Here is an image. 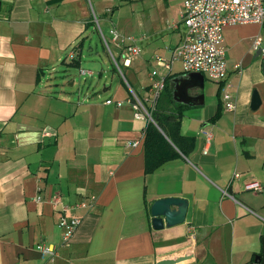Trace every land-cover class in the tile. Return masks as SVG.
I'll use <instances>...</instances> for the list:
<instances>
[{
  "label": "crops",
  "instance_id": "1",
  "mask_svg": "<svg viewBox=\"0 0 264 264\" xmlns=\"http://www.w3.org/2000/svg\"><path fill=\"white\" fill-rule=\"evenodd\" d=\"M183 1L0 0V264H157L178 257L183 260L174 264H248L261 254L264 22L223 28V79L204 76L202 88L189 90L202 104L172 98L182 107L179 132L193 141L191 151L176 149L177 156L144 173L148 121L136 119L127 100L131 90L148 96L149 107L154 83L168 78L172 97V79L187 74L179 61L165 70L154 60L168 58L186 34L178 16ZM99 22L108 34L126 28L131 39L113 42L120 71L81 66L88 33ZM129 44L139 54L123 65ZM73 69L91 79L69 90L63 85L75 84ZM225 84L233 111L221 103ZM255 89L261 103L252 111ZM247 182L262 188L246 190ZM90 196L92 206L65 212L81 223L62 244L61 208ZM165 197L187 201L185 219L153 229L149 207ZM40 242L55 247L52 259L36 249Z\"/></svg>",
  "mask_w": 264,
  "mask_h": 264
},
{
  "label": "built area",
  "instance_id": "2",
  "mask_svg": "<svg viewBox=\"0 0 264 264\" xmlns=\"http://www.w3.org/2000/svg\"><path fill=\"white\" fill-rule=\"evenodd\" d=\"M179 19L186 27V34L183 40L174 48L170 49L168 58L156 55L154 56L155 64L158 68L170 70L175 61L181 63L184 73L198 72L205 76L207 79L219 83L226 74L225 63V47L223 45L222 30L225 26L256 23L262 24L264 22V5L263 0H184L182 8L179 11ZM170 23L168 26H174ZM99 36L104 46L109 50L107 39L98 28ZM111 41L114 43H123L126 39L131 40L129 37L124 38L119 35L114 27L109 30ZM260 38L254 39L253 47H258ZM264 52V50H263ZM123 62L122 64H129L131 59L139 54V48L134 44L126 45L122 51ZM70 58L73 53H69ZM114 60V59H113ZM114 63L118 71L119 66ZM240 69V65H236ZM80 74H88L87 71L80 69ZM153 72L152 74H154ZM164 86V79H160L153 84L151 90L153 92V99L151 105L146 106L148 96L141 99L134 92L130 90V103L133 116L136 119H145L152 121L151 111L154 108L155 100L158 98ZM229 84H225L221 91V103L225 111H233L235 109V102L231 99L230 94L226 91ZM106 103H111L107 100ZM121 102H116L120 105ZM43 135L51 134L48 131H43ZM207 141L210 140L211 134L206 132ZM136 142H133L135 145ZM237 177L235 173L233 179ZM262 186L257 182H247L244 184V189L252 191H260ZM39 197L36 200L39 201ZM95 197L90 196L88 199L81 201L74 206H64L61 208L60 216L57 225L62 230V244H67L75 231L81 223L79 217H67L65 212L70 207H90L95 202ZM42 257L52 259L56 255L54 246L45 245L40 242L36 245Z\"/></svg>",
  "mask_w": 264,
  "mask_h": 264
},
{
  "label": "trees",
  "instance_id": "3",
  "mask_svg": "<svg viewBox=\"0 0 264 264\" xmlns=\"http://www.w3.org/2000/svg\"><path fill=\"white\" fill-rule=\"evenodd\" d=\"M114 60L119 65L118 58L115 57ZM73 66H77V61L73 63ZM166 79L168 78L164 79L163 89L151 111L152 121H148L144 130L145 174L154 172L164 163L177 156L176 149L181 154L186 155L193 147V141L183 137L179 132L182 107L175 106ZM217 116L218 114L215 115V118Z\"/></svg>",
  "mask_w": 264,
  "mask_h": 264
},
{
  "label": "water",
  "instance_id": "4",
  "mask_svg": "<svg viewBox=\"0 0 264 264\" xmlns=\"http://www.w3.org/2000/svg\"><path fill=\"white\" fill-rule=\"evenodd\" d=\"M261 71L264 76V60L262 61ZM204 76L198 72H189L181 77L172 79L174 91L172 98L175 102H181L186 105L202 104V96H191L189 90L192 88H202ZM260 97L257 90H253L250 109L255 111L260 106ZM187 210V201L178 197H165L153 201L149 207L151 216V225L153 229H162L171 227L184 221ZM183 260L182 257L175 259L160 260L157 264H174ZM248 264H264V237L262 238V251L260 255L254 257Z\"/></svg>",
  "mask_w": 264,
  "mask_h": 264
},
{
  "label": "rangeland",
  "instance_id": "5",
  "mask_svg": "<svg viewBox=\"0 0 264 264\" xmlns=\"http://www.w3.org/2000/svg\"><path fill=\"white\" fill-rule=\"evenodd\" d=\"M98 27L101 28V30L103 31L102 34H104L105 38L107 39V42L109 44V50L102 43L101 38L97 33L98 30L95 31L94 29L93 31H90L88 35L90 37L91 42L88 40L87 44L83 48V57H82L81 66L86 70H88L89 68H95L98 71L105 70V73H107L110 71V69L116 70V65L111 57V56H113L114 58L116 57V50L114 47L115 44L110 40L111 35L108 34V27H106L103 24V22H99ZM117 30L121 35L128 37L126 28L118 27ZM72 77H73L72 79H74L75 81V84L71 87H68L67 84H64L63 85L64 88L69 90L71 89L75 90L79 85L82 87L84 85H87V83L90 81L89 79H91V77L86 74L78 76L74 69L72 70ZM84 77H87L88 80L87 78ZM81 78H84V80ZM85 80L87 81L85 82ZM206 81L207 83L209 82L208 80Z\"/></svg>",
  "mask_w": 264,
  "mask_h": 264
}]
</instances>
